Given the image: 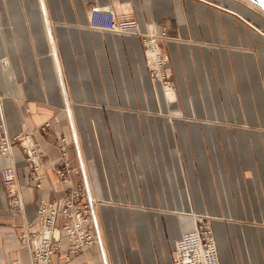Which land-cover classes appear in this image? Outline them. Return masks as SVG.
<instances>
[{
	"label": "crops",
	"instance_id": "1",
	"mask_svg": "<svg viewBox=\"0 0 264 264\" xmlns=\"http://www.w3.org/2000/svg\"><path fill=\"white\" fill-rule=\"evenodd\" d=\"M216 1L232 16L194 0H0V93L6 96L7 136L18 134L25 107L30 128L53 115L54 135L34 134L47 160L60 161L59 132L71 141L74 130L78 151L67 142V159L78 165L80 156L93 200L115 203L96 212L100 247L68 262L54 255L52 264H102L104 259L172 264L175 241L195 227L193 213L215 219L220 264H243L241 255L244 264H264V39L246 22L264 29V5ZM114 3H131L140 33L158 24L166 35L181 39L161 40L164 54L159 49L183 103L173 109L194 117L180 122L178 138L167 119L154 123L126 99L136 95L140 81L144 110L163 108L154 101L140 38L87 27L90 10ZM127 110L133 119L126 125L130 136L122 121ZM155 126L162 130L159 138L146 132ZM22 146L11 141L10 160H0V169L12 165L15 170L20 204L9 209L0 182V264H30L34 244L30 236L21 237L22 226L30 222L35 232L38 200L51 201L53 191L60 195L69 188L49 171L42 189H36Z\"/></svg>",
	"mask_w": 264,
	"mask_h": 264
},
{
	"label": "built area",
	"instance_id": "2",
	"mask_svg": "<svg viewBox=\"0 0 264 264\" xmlns=\"http://www.w3.org/2000/svg\"><path fill=\"white\" fill-rule=\"evenodd\" d=\"M134 25L132 19L118 15L110 5L94 8L87 15V26L95 31L134 35ZM151 44L153 46L154 42L151 41ZM154 59H157L160 67L165 63L160 54L155 53ZM21 125L24 130V124ZM48 127L51 124L44 122L39 129L45 131ZM19 138L18 135L12 139L7 136L0 104V160H10L11 141L19 140L23 144L21 150L26 158L25 162L30 167L28 179L34 183L36 189H42L41 181L49 171L54 173L61 186H69L63 197H54L51 201L38 200V229L35 232H31L33 224L30 222L22 226L21 237L30 236L34 244L30 264H52L54 255H60L63 262H68L74 256L97 245L96 225L92 217L96 203L87 195L80 165L76 170L72 169L67 159V143L64 137L60 139L59 146L61 159L56 164L49 161L42 163L47 155L32 138L31 132L24 134L22 139ZM74 176L80 178L75 185L70 184ZM0 182L8 199V207L11 210L20 209L17 200L18 183L12 165L0 169ZM196 222L192 231L181 234L175 241L172 264H220L212 228L199 219L197 224Z\"/></svg>",
	"mask_w": 264,
	"mask_h": 264
},
{
	"label": "rangeland",
	"instance_id": "3",
	"mask_svg": "<svg viewBox=\"0 0 264 264\" xmlns=\"http://www.w3.org/2000/svg\"><path fill=\"white\" fill-rule=\"evenodd\" d=\"M184 1V0H183ZM196 3H199L201 6H207V7H210V8H213L214 10H216L217 12H219L220 14H225V15H231L232 16V10H230L228 7H225L223 5H221L218 1L216 0H194ZM256 3V2H254ZM263 4V3H262ZM114 10L115 12L122 16V17H128L129 19H132L134 22H135V25L136 26V30L133 31L134 35H121V36H132V37H136V38H140V43H141V49H142V52H143V66L146 70V74L147 76L150 78L151 80V84L153 86V89H154V92L157 93L156 96H155V104L156 105H159V106H163V108H159L158 110H156L155 112L153 111H149V109H145L143 108L144 104H145V101H147V98L145 99L144 96H142L139 92L141 90V83L140 81H136V85H135V90L134 92L136 93V95L134 94L133 97H126L127 100H131L130 103L133 101H135V103L137 104V106L139 107H142L141 109L139 108V114H142V115H149L151 117L152 120H154V123H157L158 120H163L161 119V117H164L165 119H167L169 121V124L171 126V131L175 136L176 138L180 137V133H179V128L178 126H180V122L181 121H185L187 119H194V117L192 116V113H185L184 111H180V112H175V109H173V106L176 105L177 103L179 104H183L182 103V100L176 96V92H175V82L172 78V70H170V72L165 69V67H160L157 63V59L155 60L154 59V55L155 53H157L158 55L160 54V51L164 54L162 48L160 47V42L161 40H174V41H181V39L177 36L176 38H173V37H170L168 36V34L166 35L165 31L161 25H158V24H151L148 29L147 32L145 33H140L139 30H138V25H137V19H136V16H135V11H134V8L133 6L131 5V3H114V4H111L110 5ZM253 10V9H252ZM254 11V10H253ZM256 14V13H255ZM235 18L237 17L236 13L234 12V15H233ZM246 21V20H245ZM247 22V25L251 26L255 32V34L261 38L264 39V29L261 28V27H258V26H255L253 24H251L250 21H246ZM88 27V26H87ZM89 28V27H88ZM158 28H160L161 30H157ZM90 29V28H89ZM92 30V29H90ZM101 32V31H100ZM163 32L165 33V35L163 36ZM110 34V33H109ZM115 35V34H113ZM163 38V39H162ZM151 41L154 42V45L152 46L151 44ZM156 45V47H155ZM209 47H212L211 44H209ZM226 48H229L228 46H225ZM156 48V50H155ZM160 49V51H159ZM57 50V48H56ZM58 52V50H57ZM59 55V54H58ZM161 56V54H160ZM63 73V82L64 84L66 83V80H65V74L64 72ZM66 85V84H65ZM66 88V87H65ZM157 89V91L155 90ZM160 90V91H159ZM6 96H3V94L0 93V104H1V109H3V102H4V99H5ZM154 98V97H153ZM197 100L200 101V106L202 104V100H203V96L202 98L201 97H198ZM18 100H15L13 99L12 102L13 104L16 105V102ZM68 103V101H67ZM129 103V102H127ZM74 103L70 102L69 100V103H68V106H73ZM121 102H120V108H121ZM66 106V105H65ZM64 108V107H63ZM122 109V108H121ZM63 113L65 114L66 116V112H65V109H62ZM20 115L22 116V113L19 112ZM30 113V110L28 108H24L23 109V120H22V123L21 124H24L25 126V129L22 130L21 127L19 129V132L18 134H16L15 136H20L19 139H22L24 137V134H27V132H31L32 134V138L35 140V137H34V134L37 133V134H41L44 138H49L51 135H54V125L53 124V115L52 117L50 116V120H47L45 122H49L51 124V127H48L46 128L45 131H41L39 128L40 126L44 123H41L40 125L36 126L35 128H30V126L26 123V120L24 119H27V115H29ZM132 112L127 110V111H124L122 113V121H124L125 123V126L128 125V121L130 120H133L130 116H131ZM195 116V113L193 114ZM200 115H202V113H200ZM104 118L107 120L109 119V115L108 113H104ZM55 121V120H54ZM202 121V120H200ZM68 123L67 122V125L66 127L68 128ZM5 124V123H4ZM20 124V126H22ZM110 131V137L113 136V133H112V130L109 129ZM125 133L127 136H130L132 131L131 129L126 126V129H125ZM162 130L159 129V127L155 126V127H149L148 129H146V132L150 135V136H155V137H160V133H161ZM59 132V130H58ZM59 136H58V139H59V142H60V139L62 137L65 138L66 140V143L67 142H70V147H74L73 146V143L72 141H69L67 140L66 136H63L61 132H59ZM12 139V138H11ZM12 141H15V142H18V143H22V142H19V140H12ZM36 141V140H35ZM37 142V141H36ZM39 145V144H38ZM40 147V146H39ZM160 147V146H159ZM22 152V150H21ZM23 154V153H22ZM24 155V154H23ZM24 160H26L25 156H24ZM69 160V159H68ZM184 160V157L182 158V161ZM47 160L44 159L42 161V163H45ZM71 166H72V169H75L78 168V165L77 164H73L71 163V161L69 160ZM56 164V163H55ZM27 166L29 168V173H30V167L27 163ZM52 172V171H51ZM53 173V172H52ZM54 174V173H53ZM105 179H104V184L108 187L110 182H109V178L107 176V173H105ZM80 178L78 179L77 182H79ZM57 181V179H56ZM77 182H74L73 181V177L71 179V183L70 184H77ZM88 183V182H87ZM59 184V182H58ZM60 185V184H59ZM89 188V186H88ZM69 189V188H68ZM67 189V191H68ZM66 191V192H67ZM65 192V193H66ZM90 192V191H89ZM60 194L58 195L55 191H53L52 193V196H54L55 198H58V197H63L64 194ZM91 196V194H90ZM53 197V198H54ZM95 203H96V206H95V209H96V212H99V208L102 204H105V205H114L115 203L112 202L111 200H107V202H105L103 199H98V198H95ZM118 207V206H117ZM121 207V206H120ZM122 208V207H121ZM10 209V208H9ZM191 218L193 219H199L200 221H202L203 224H207L209 225L212 230H213V234L215 236V239H217V236L215 235V231H214V218L210 217V216H207V215H200V214H195L193 213V215L191 216ZM193 219V222H196V220ZM198 219H197V222L196 224L198 223ZM219 221H227V220H219ZM255 227L257 225H254ZM249 227H252L251 224H249ZM231 251H232V255L234 256L235 253H234V250H233V246L231 245ZM244 254V251L243 253ZM77 256V255H76ZM75 257V256H74ZM245 257L246 255H241V261L242 263L244 264L245 262ZM72 260V259H71ZM69 260V261H71ZM111 263V262H110ZM249 264V262H248Z\"/></svg>",
	"mask_w": 264,
	"mask_h": 264
},
{
	"label": "bare ground",
	"instance_id": "4",
	"mask_svg": "<svg viewBox=\"0 0 264 264\" xmlns=\"http://www.w3.org/2000/svg\"><path fill=\"white\" fill-rule=\"evenodd\" d=\"M248 1H250V0H248ZM252 2V1H251ZM264 5V4H263ZM50 41H51V44H52V40H51V38H50V40H49V43H50ZM51 48L52 49H54V47H53V45H51ZM53 54H54V57H55V50L53 51ZM52 54V55H53ZM55 59H56V57H55ZM57 69H58V75H59V80L61 81V77H60V71H59V68H58V65H57ZM61 83H62V81H61ZM62 85H63V83H62ZM61 88V87H60ZM64 88V87H63ZM66 100V99H65ZM66 109V108H65ZM67 111V112H66ZM66 115H67V118H68V121H69V116H70V114H69V110H67L66 109ZM70 128H71V126H70ZM73 128V127H72ZM71 135H72V137H71V141L73 142V144H74V146H75V149L77 150L78 149V146H77V142H76V137H75V134H74V130H73V132H72V130H71ZM78 151V150H77ZM77 159H78V165H80V167H81V169H82V173H83V181H84V183H85V187H86V191H87V195H88V197L90 198V200H93L92 198H91V196H90V192H89V188H88V183H87V176H86V174H85V171H84V168H83V163H82V160H81V158H80V156L77 154ZM92 217H93V219H94V221H95V225H96V235H97V245L96 246H101V236H100V232H99V226H98V221H97V215H96V209H95V207H93V213H92ZM195 220V219H194ZM194 226H195V224H194ZM102 264H107L106 263V260L104 259L103 260V262H102Z\"/></svg>",
	"mask_w": 264,
	"mask_h": 264
},
{
	"label": "water",
	"instance_id": "5",
	"mask_svg": "<svg viewBox=\"0 0 264 264\" xmlns=\"http://www.w3.org/2000/svg\"><path fill=\"white\" fill-rule=\"evenodd\" d=\"M252 2H256V3H263L264 4V0H250Z\"/></svg>",
	"mask_w": 264,
	"mask_h": 264
}]
</instances>
